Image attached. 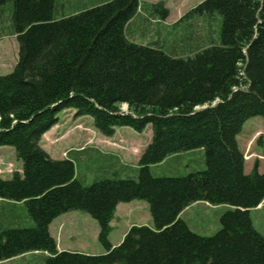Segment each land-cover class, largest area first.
Masks as SVG:
<instances>
[{
	"label": "trees",
	"instance_id": "obj_1",
	"mask_svg": "<svg viewBox=\"0 0 264 264\" xmlns=\"http://www.w3.org/2000/svg\"><path fill=\"white\" fill-rule=\"evenodd\" d=\"M89 2L0 0V16L12 7L6 21L19 48L12 73L0 75V147L14 148L23 161L22 171L0 178V200L23 202L34 222L0 213L1 222L18 220L0 231V262L39 251L47 253L43 264H108L102 254L60 251L50 225L83 211L98 221L108 246L116 203L136 199L153 217L152 228L134 227L144 232L152 264H264V234L251 217L264 201V173L257 166L245 172L237 141L248 119L264 117V0H204L172 28L188 17L204 23L218 16L219 40L212 24L197 23L185 35L173 31L172 43L158 36L148 45L126 29L141 9L166 18L162 3ZM6 21L0 17L1 26ZM66 109L90 115L107 137L118 126L140 132L151 125L139 175L87 185L72 158H51L41 141ZM197 150L204 151L203 170L153 174L155 164ZM206 201L229 207L215 234L193 231L181 215Z\"/></svg>",
	"mask_w": 264,
	"mask_h": 264
},
{
	"label": "rangeland",
	"instance_id": "obj_2",
	"mask_svg": "<svg viewBox=\"0 0 264 264\" xmlns=\"http://www.w3.org/2000/svg\"><path fill=\"white\" fill-rule=\"evenodd\" d=\"M141 3H162V7L166 10V18H162L160 15H156L161 23L164 21V26H160L159 33L156 31L152 36L146 39V42H151L158 38L156 35L161 36L165 34V38L172 43L173 40L170 39L173 31L174 34L185 35L191 27L190 24H197L205 29L209 28V25L215 29L214 37L220 39V20L218 16L204 23L200 18L188 17L176 27L174 30L172 28L173 22L181 19L184 13L195 8L196 5L204 0H140ZM65 4V0H58ZM5 5L1 13V18L6 21L12 18L13 11L10 10L12 7H7ZM199 19V20H198ZM158 21V22H159ZM8 21L1 22L4 25L3 35L4 38H0V75H7L12 73L14 66L18 63L19 58V48L17 36L13 34L12 26L7 24ZM12 22V21H11ZM157 22V21H155ZM167 22V23H166ZM201 22V23H200ZM210 23V24H209ZM151 27L154 28V23H151ZM163 36V35H162ZM161 36V37H162ZM146 38V37H145ZM170 39V40H169ZM122 109H128V105L123 104ZM75 111L72 109H66L59 113V122L56 123L50 130H48L43 136L42 146L47 150L51 158L55 159H66L70 157L75 162L76 177L87 185L92 184L95 180L104 179L105 177L117 178H130L137 177L140 172L138 155H142L143 150L148 146L153 137V129L151 125H148L143 131H136L130 126H118L115 129V135L113 140L112 137H107L102 135L97 131L94 124V119L89 116H79L74 117ZM243 126L242 131L237 136V141L239 149H242L244 153V158L246 162L245 172L250 173L255 166H257L260 173H264V117L262 116H252L248 119ZM105 138V141L101 140ZM120 140V141H119ZM112 141V142H109ZM114 141V142H113ZM117 141V142H116ZM116 142V143H115ZM92 146L97 147L98 151L94 152L91 149L83 150L81 147ZM68 150L69 156H68ZM141 157V156H140ZM116 159L122 161V163H116ZM116 160V161H114ZM116 163V164H115ZM187 165V163L185 164ZM23 161L18 158L17 153L14 148L10 146H5L3 150H0V178L11 179L13 177V172L22 171ZM167 167L154 168L153 174L165 172ZM186 166L182 168L185 171ZM136 200V199H131ZM139 201V200H138ZM144 201V200H143ZM141 201V202H143ZM126 203L131 201H124ZM145 202V201H144ZM146 203V202H145ZM197 203V202H196ZM207 203V202H206ZM264 203V202H263ZM119 201L116 203V208ZM147 204V203H146ZM215 212L212 210L200 211L203 214L204 221L201 222L202 226L205 225L204 229L197 230L198 233L202 234H215V231H219L220 216L223 214L226 206L213 205L208 203ZM114 212L113 221H117L116 209ZM189 208V207H188ZM199 206L190 209V215H198ZM146 215L149 216L147 220L146 215L141 214L142 222L145 226H153V217L150 214L149 205L146 209ZM10 211V213H16V216H22L25 220L27 213L24 209L23 204L17 206H12L9 204H0V213ZM142 211L139 210L138 213ZM73 213L84 214L87 218L79 219L73 216ZM216 215H218V228L215 229ZM264 215L263 208L252 209L251 217L255 227L264 234V220L261 217ZM205 216V217H204ZM60 222V223H59ZM53 223V222H52ZM146 223V224H145ZM139 226V227H145ZM98 227V228H97ZM134 225H129L126 229V234L123 240L117 241L118 231L114 234L112 240L115 244L119 246H113L110 243V238H108V246L102 244L99 240L100 228L98 221L93 219L89 214L83 211H70L61 215L59 221L53 225L51 234L57 242L58 249H65L67 251H77L80 253H88L92 255L100 254L106 257L108 264H152L151 256L148 249L143 241V231L136 230ZM114 226L112 225V230ZM219 229V230H217ZM50 230V229H49ZM111 230V231H112ZM214 231V232H213ZM113 231L110 233L109 237ZM63 251V250H60ZM41 259L37 255H27L24 258L17 259L15 262H10L9 264H40Z\"/></svg>",
	"mask_w": 264,
	"mask_h": 264
},
{
	"label": "crops",
	"instance_id": "obj_3",
	"mask_svg": "<svg viewBox=\"0 0 264 264\" xmlns=\"http://www.w3.org/2000/svg\"><path fill=\"white\" fill-rule=\"evenodd\" d=\"M85 1H86V4L84 3V5H89L90 4L89 0H85ZM146 3H149V2H146ZM146 3H144V4H146ZM156 18H157L156 15L155 16H151L148 11H146L145 9H141L139 11V13L137 14L136 18H134V21L132 23H130L128 25L127 29H126L128 37L131 40H133V41H137V42H140L142 44L148 45V42H146V39L148 37L152 36L155 31L157 33H159L160 26L161 25L164 26V23H165L164 21L161 23ZM155 21H157V22H155ZM152 22L154 23V28L151 27V23ZM2 29H3V26L0 25V38H4ZM162 35L161 36L163 38L165 36V34L163 33ZM156 36L158 37V34ZM113 139H114V137H112V139H110V140H113ZM103 140L105 141V138H101L100 141L103 142ZM109 142H112V141H109ZM42 143H43V140H42ZM4 147L5 146L0 147V150H3ZM88 148L93 150L94 152L98 151L97 147H92V146H84V147L82 146L81 147V149H83V150H86ZM69 152L70 151L68 150V156H69ZM140 156L141 155H138V158H140ZM116 160H114V161H116V163L117 162L118 163H122L121 160H119V159H116ZM186 163H187V165H185ZM185 166H186V168H185L186 170L182 171L181 169L184 168ZM205 166H206V164H205V161H204V151H198L197 150V151H193L191 153H182V154H179V156L178 155L171 156V157L167 158L164 162L158 163V164H155L154 166H152V172H153L154 168L167 167V168H165L167 170L165 172H163L162 174H160V173L155 174L154 173V175H156V176H167V175L168 176H180L182 174L191 173L192 171L203 170L205 168ZM206 202L194 203L192 206H190L189 208L185 209L181 213L183 219L187 222L188 226L191 227V229L193 231H197L199 229H204L203 227L205 225H207V224H204L202 226L201 222L204 221L203 214H201L202 211L206 212L208 210H212V211H214V213H216L215 210L211 206L208 205L209 202H207V203ZM263 202L260 205H258L256 208H258V209L263 208V210H264V203ZM1 203H4V204L8 203L9 205H12V206H17L19 204H23V202H19V203H14L12 201H10V202L6 201L5 202V200H0V204ZM196 206H199L198 215L197 216L196 215L192 216V215L188 214L190 209L196 208ZM219 206H225V205H218V207ZM147 208H148V204H146L144 201L141 202V201H138V200H131V202H128V203H126L124 201H119V204H118V206L116 208L117 209L116 213H117L118 220L117 221H113V223H112V225L114 226V228L112 230L113 233L109 237L110 238V243L114 247L115 246H119L120 242L123 240V238H124V236L126 234V229L128 228V226L130 224L134 225V226H137V227L145 226L144 223L142 222L141 217H139V216L141 214H143V216H144V214L146 215L147 214L146 213V211H147L146 209ZM219 208H221V207H219ZM256 208H255V210H256ZM140 209L142 211H140V213H138ZM228 209H229V207L226 206V208L224 210H228ZM25 214H26L25 220H26V222H28L27 225L28 226H32L34 224V222L31 221V219L29 218L27 213H25ZM73 216H76L79 219H82L83 217L87 218V216H85L84 214L81 215L80 213H75V214L73 213ZM4 217H6V216H4ZM146 217H147V220H148L149 216L146 215ZM217 217H218V215H216V221H215V224H214L215 229L214 230H216V228H218V225H217L218 224V219H217ZM60 218H61V216L57 217V219H55L54 222L50 225V234H51V230H52L53 225L56 224L57 221L60 220ZM261 219L264 220V215L261 217ZM1 220L2 219L0 218V231L2 229L6 228L8 225H12V223L13 224H18V220L16 218L15 219H10V220L7 219V220H9L7 222H4V221L1 222ZM148 227L152 228L153 226H151V224H150ZM116 231H118V234H119L117 236L118 239H117L116 242L119 241V244H115V242L112 240V238H114V234L116 233ZM207 234L208 233H206L205 235H207ZM60 250H65V249H60ZM99 253L102 254L103 252H99ZM30 254L37 255L38 258L41 259L40 264H43V262L45 260L44 258L47 255V253L34 251V253L24 254V255H21L20 257L12 258V259H9L7 261L0 262V264H9L10 262H15V261H17V259L24 258V257H26L27 255H30Z\"/></svg>",
	"mask_w": 264,
	"mask_h": 264
},
{
	"label": "water",
	"instance_id": "obj_4",
	"mask_svg": "<svg viewBox=\"0 0 264 264\" xmlns=\"http://www.w3.org/2000/svg\"><path fill=\"white\" fill-rule=\"evenodd\" d=\"M217 102H219L218 100H215V102L213 103V105H215ZM127 105V104H126ZM204 107H206V106H204ZM124 110V109H123Z\"/></svg>",
	"mask_w": 264,
	"mask_h": 264
}]
</instances>
